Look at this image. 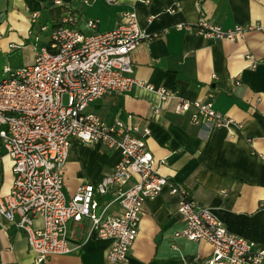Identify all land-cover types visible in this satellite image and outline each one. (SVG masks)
Listing matches in <instances>:
<instances>
[{
	"label": "crops",
	"instance_id": "0c3cea01",
	"mask_svg": "<svg viewBox=\"0 0 264 264\" xmlns=\"http://www.w3.org/2000/svg\"><path fill=\"white\" fill-rule=\"evenodd\" d=\"M131 5L129 0L113 5L101 0H0V57L10 50L32 49V34L44 40L51 26L66 14L84 32L91 30L88 18L97 20L95 30H106ZM134 7L140 26L149 35L157 33L132 51L134 77L187 99L212 100L232 122L207 128L192 124L187 113L166 109L152 115L150 105L159 100L158 95L141 85L102 95L86 107L106 122L115 118L128 122L130 113V122L146 125L150 129L147 148L158 173L168 179L157 195L144 200L128 264H203L209 255L206 240L175 234L182 227L177 212L180 196L171 191V185L177 184L187 187L193 199L207 206L227 230L251 240L255 249L264 248V29H250L229 40L176 27L178 23L193 26L200 16L222 27L264 26V0H201L199 4L195 0H148L136 1ZM42 25L47 27L40 33ZM247 53L252 60L245 58ZM119 157L118 150L99 142L72 138L62 174L66 192L72 193L82 182L97 181ZM12 177L11 161L3 155L0 195L10 189ZM110 199L111 193L102 197L103 202ZM118 208L110 202L105 213ZM68 228L69 250L51 255L48 262L105 264L110 239L88 237L86 218L69 221ZM34 257L25 233L0 215V264H43L35 263ZM259 264H264V257Z\"/></svg>",
	"mask_w": 264,
	"mask_h": 264
},
{
	"label": "built area",
	"instance_id": "2783aa9c",
	"mask_svg": "<svg viewBox=\"0 0 264 264\" xmlns=\"http://www.w3.org/2000/svg\"><path fill=\"white\" fill-rule=\"evenodd\" d=\"M101 1L113 5L120 0ZM129 1L132 5L122 12L121 20L106 30H95L97 20L88 18L86 25L91 30L84 32L74 25L71 15L62 16L44 40L32 34L31 62L2 66L0 157L10 159L13 177L8 192L0 195V215L25 233L35 263L51 264V255L67 252L68 222L86 218L88 237L110 239L105 264H128L144 200L157 195L168 182L158 173L147 148L150 129L130 122V113L126 115L128 122L120 118L106 122L86 111L91 102L141 85L158 95L159 100L150 105L152 115L166 109L187 113L192 124L207 128L232 122L214 107L212 100L187 99L162 85L134 77L132 51L144 38L157 33L149 35L137 19L134 3L148 0ZM200 1L195 0L197 4ZM46 27L40 26L39 32ZM176 27L210 39L229 40L242 37L250 29H264L255 23L222 27L203 16L193 26L178 23ZM245 58L252 60L253 56L247 53ZM72 138L99 142L118 150L120 157L100 179L82 182L67 193L62 174ZM171 191L180 196L177 212L182 227L175 234L210 244L203 264L262 261L264 248L255 249L251 240L227 230L207 206L193 199L187 187L171 185ZM107 193H111V199L103 202ZM110 202H116L119 208L106 214Z\"/></svg>",
	"mask_w": 264,
	"mask_h": 264
},
{
	"label": "rangeland",
	"instance_id": "374dc122",
	"mask_svg": "<svg viewBox=\"0 0 264 264\" xmlns=\"http://www.w3.org/2000/svg\"><path fill=\"white\" fill-rule=\"evenodd\" d=\"M3 56L4 57L2 56L0 57V72L5 62L8 63L9 65L12 64L17 65V64H24L31 62L32 49L21 48V49L10 50L9 52L5 53ZM0 78H1V73H0Z\"/></svg>",
	"mask_w": 264,
	"mask_h": 264
},
{
	"label": "trees",
	"instance_id": "16d2710c",
	"mask_svg": "<svg viewBox=\"0 0 264 264\" xmlns=\"http://www.w3.org/2000/svg\"><path fill=\"white\" fill-rule=\"evenodd\" d=\"M12 66H15V64L14 65L12 64Z\"/></svg>",
	"mask_w": 264,
	"mask_h": 264
}]
</instances>
